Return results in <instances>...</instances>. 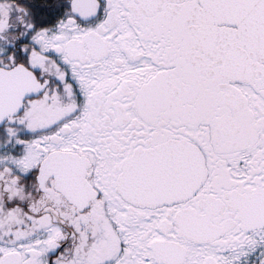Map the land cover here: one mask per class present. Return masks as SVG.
Returning a JSON list of instances; mask_svg holds the SVG:
<instances>
[{"label": "snow or ice", "instance_id": "obj_1", "mask_svg": "<svg viewBox=\"0 0 264 264\" xmlns=\"http://www.w3.org/2000/svg\"><path fill=\"white\" fill-rule=\"evenodd\" d=\"M0 264H264V0H0Z\"/></svg>", "mask_w": 264, "mask_h": 264}]
</instances>
